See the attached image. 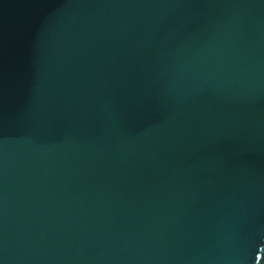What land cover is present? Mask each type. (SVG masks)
<instances>
[{
    "label": "water",
    "instance_id": "obj_1",
    "mask_svg": "<svg viewBox=\"0 0 264 264\" xmlns=\"http://www.w3.org/2000/svg\"><path fill=\"white\" fill-rule=\"evenodd\" d=\"M0 264H264V0H0Z\"/></svg>",
    "mask_w": 264,
    "mask_h": 264
}]
</instances>
